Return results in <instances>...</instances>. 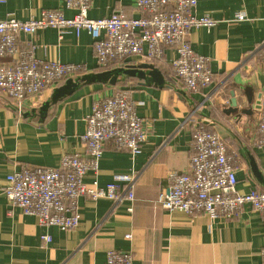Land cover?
<instances>
[{"label":"crops","instance_id":"1","mask_svg":"<svg viewBox=\"0 0 264 264\" xmlns=\"http://www.w3.org/2000/svg\"><path fill=\"white\" fill-rule=\"evenodd\" d=\"M135 1L91 0L87 16L98 20L121 12L129 19L145 17ZM46 10L60 11L65 18L75 14L65 9L64 0H0V20L26 22ZM194 15L216 22L211 29L188 31L189 46L206 59L212 75L211 85L195 94L184 92L173 79L177 55L171 48L162 61L132 57L115 68L99 70L86 32L77 36L71 30L60 34L48 28L32 37L20 36L21 48L31 45L41 61L80 65L84 74L146 65L161 74L163 83L133 78H120L114 85L79 83L52 104L55 89L84 75L75 74L44 92L36 106L26 102L21 114L0 93V264H106L109 251L131 253L132 264H264L260 256L264 217L249 205L234 218L210 219L165 211L158 201L171 174L189 172L197 123L217 135L234 156L236 192L264 193V147L256 146L260 120L256 104L264 86V0H196ZM238 15L241 21L235 19ZM117 92H126L135 102L146 142L137 156L107 143L97 170L87 171L83 182L104 189L115 178L127 176L133 178V187L117 182L120 199L115 202L78 198L79 224L68 231L41 226L35 216L11 208L3 193L7 176L22 169H57L64 155L87 160L80 141L85 119L94 103ZM45 103L49 107L40 112Z\"/></svg>","mask_w":264,"mask_h":264},{"label":"built area","instance_id":"2","mask_svg":"<svg viewBox=\"0 0 264 264\" xmlns=\"http://www.w3.org/2000/svg\"><path fill=\"white\" fill-rule=\"evenodd\" d=\"M90 5L91 0H64L65 9L75 12L72 18H65L60 11L46 10L38 19L26 22L0 20V93L10 100L18 114L26 102L36 106L42 94L55 84L86 72L80 65L41 61L35 57L31 45L21 48L20 36L32 37L48 28L60 34L71 30L77 36L86 32L92 40L98 69L123 64L132 57L162 61L165 50L171 48L177 55L172 62V76L184 92L195 94L211 85L206 59L196 55L187 42L190 29H211L216 24L207 16L194 15L196 0H136L135 7L145 14L139 19H129L117 12L108 18L91 20L87 16ZM235 19L241 21L243 17L238 15ZM261 50L264 56V41ZM256 105L260 112L256 146L264 147V86ZM135 108L126 92L94 103L80 136L87 160L75 154L64 155L57 169H22L8 175L3 191L8 205L19 208L24 215L35 216L41 226L68 231L79 224L78 198L118 201L117 182H126L132 188L133 178L117 177L100 189L84 184L83 177L87 171L97 170L107 143L132 156L141 153L147 131ZM191 148L189 172L171 174L169 186L159 196V204L165 211L230 219L249 205L264 217V193L236 192L234 156L203 123H197L193 129ZM127 197L131 200L132 194ZM260 256L264 261V248ZM105 260L106 264H132L129 252L109 251Z\"/></svg>","mask_w":264,"mask_h":264},{"label":"water","instance_id":"3","mask_svg":"<svg viewBox=\"0 0 264 264\" xmlns=\"http://www.w3.org/2000/svg\"><path fill=\"white\" fill-rule=\"evenodd\" d=\"M147 69L151 70L152 67L146 66V65L126 66V67L116 68V69L109 70V71H103L98 74H84L73 80L69 79L64 83L63 86L54 90L51 103L55 104V102L59 98H62L66 95L67 96L70 95L73 92V90H75L79 86L78 85L79 83L90 84V83L99 82L103 84L114 85L119 81L120 78L121 80L123 78H133V79L144 81L145 84H148L150 81L156 84L163 83V78L161 74H159L155 70L146 71ZM231 103H232L231 111L233 113H236L238 110L235 108V103L234 102H231ZM48 105L49 103H45L40 108V112L42 111L46 112L47 108L49 107ZM254 172L256 176H259L255 168H254Z\"/></svg>","mask_w":264,"mask_h":264},{"label":"trees","instance_id":"4","mask_svg":"<svg viewBox=\"0 0 264 264\" xmlns=\"http://www.w3.org/2000/svg\"><path fill=\"white\" fill-rule=\"evenodd\" d=\"M111 68H115V65H111V66L107 67L106 69H111ZM106 69H99V70H106ZM72 76H75V75H72Z\"/></svg>","mask_w":264,"mask_h":264}]
</instances>
